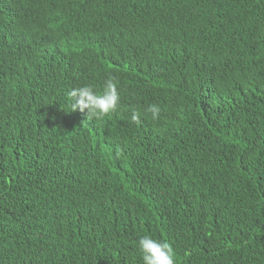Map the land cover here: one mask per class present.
I'll return each instance as SVG.
<instances>
[{"label": "trees", "instance_id": "16d2710c", "mask_svg": "<svg viewBox=\"0 0 264 264\" xmlns=\"http://www.w3.org/2000/svg\"><path fill=\"white\" fill-rule=\"evenodd\" d=\"M109 77L116 113L71 110ZM146 234L264 264V0H0V264H143Z\"/></svg>", "mask_w": 264, "mask_h": 264}, {"label": "clouds", "instance_id": "9594fccd", "mask_svg": "<svg viewBox=\"0 0 264 264\" xmlns=\"http://www.w3.org/2000/svg\"><path fill=\"white\" fill-rule=\"evenodd\" d=\"M68 95L72 111L87 110L89 117L96 120H102L120 109L121 96L115 77L107 78L100 90L92 85H81L73 88ZM145 111L151 115L152 120H158L162 109L158 104L152 103ZM130 112V120L139 123L141 113L135 108L130 109ZM136 246L143 264H176L174 250L167 241L146 234L138 238Z\"/></svg>", "mask_w": 264, "mask_h": 264}]
</instances>
